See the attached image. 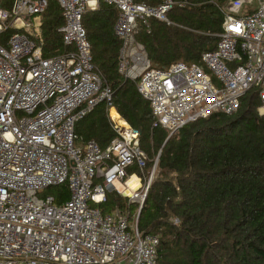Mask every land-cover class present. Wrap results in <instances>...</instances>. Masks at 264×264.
I'll use <instances>...</instances> for the list:
<instances>
[{"label":"built area","instance_id":"built-area-1","mask_svg":"<svg viewBox=\"0 0 264 264\" xmlns=\"http://www.w3.org/2000/svg\"><path fill=\"white\" fill-rule=\"evenodd\" d=\"M57 1L64 18L60 32L71 49L53 57L42 48L48 0L0 7V34L17 30L7 47L0 45V264H157L160 240L140 233L137 220L159 158L144 177L148 157L140 133L111 116L114 93L94 65L84 15L100 2L118 10V71L149 102L155 126L173 135L214 114L236 113L252 88L259 89L264 115V0L255 8L257 0L228 1L216 49L199 63L167 67L154 66L137 34L150 19L171 25L176 2ZM100 103L107 104L118 137L106 149L93 140L77 145L76 123ZM134 177L139 185L126 193ZM61 185L69 190L62 204L53 195L39 197ZM110 192L139 205L135 226L119 211L100 208Z\"/></svg>","mask_w":264,"mask_h":264},{"label":"trees","instance_id":"trees-1","mask_svg":"<svg viewBox=\"0 0 264 264\" xmlns=\"http://www.w3.org/2000/svg\"><path fill=\"white\" fill-rule=\"evenodd\" d=\"M172 1L171 25L150 19L149 28L141 26L137 34L156 67L199 63L203 53L215 50L224 32L223 7L230 0ZM12 4L1 0L0 7L10 9ZM117 17L114 6L100 2L86 12L83 25L96 70L114 93V107L140 133V148L149 160L144 177L159 158L137 220L140 233L160 240L157 264H264V115L258 111L259 89L245 93L236 113L214 114L170 135L155 126L149 102L118 71ZM63 26L58 1L48 0L41 19L45 57L71 49L63 42ZM16 31L0 34V45L7 47V38ZM108 111L107 104L100 103L76 123L77 145L93 140L106 149L118 137ZM54 188L59 204L69 198L66 185ZM100 208L105 213L119 211L131 223L139 206L110 192Z\"/></svg>","mask_w":264,"mask_h":264},{"label":"bare ground","instance_id":"bare-ground-1","mask_svg":"<svg viewBox=\"0 0 264 264\" xmlns=\"http://www.w3.org/2000/svg\"><path fill=\"white\" fill-rule=\"evenodd\" d=\"M111 116L114 118V119H117L118 123L123 126L124 128H129V125L119 116V114L116 112L115 109H112L111 110ZM139 185V181L134 177L132 178L129 183H128V186H129V189L126 191V193H129L130 190H135Z\"/></svg>","mask_w":264,"mask_h":264},{"label":"rangeland","instance_id":"rangeland-1","mask_svg":"<svg viewBox=\"0 0 264 264\" xmlns=\"http://www.w3.org/2000/svg\"><path fill=\"white\" fill-rule=\"evenodd\" d=\"M257 2H258V0L257 1H255L254 2V4L252 5V8H255V6L257 5ZM36 22L39 24L40 23V21H39V19H37L36 20ZM13 25H15L14 23H13ZM15 27V26H14ZM12 29H16V28H12ZM149 160H147V162H148ZM156 174H157V168H156ZM156 176V175H155ZM55 193H57V188H54V187H52V188H48V189H46L45 191H43L40 195H39V197L40 198H43V197H45V196H48V195H56ZM139 206V205H138ZM138 210H139V208H138ZM138 210L135 212V214L132 216V218H131V225L132 226H135V224H136V218H137V212H138Z\"/></svg>","mask_w":264,"mask_h":264},{"label":"crops","instance_id":"crops-1","mask_svg":"<svg viewBox=\"0 0 264 264\" xmlns=\"http://www.w3.org/2000/svg\"><path fill=\"white\" fill-rule=\"evenodd\" d=\"M113 109H115L116 110V108H113ZM109 112V111H108ZM111 112V111H110ZM110 112H109V115H110ZM116 112H117V110H116ZM118 113V112H117ZM119 114V113H118ZM120 116V115H119ZM110 117V116H109Z\"/></svg>","mask_w":264,"mask_h":264}]
</instances>
